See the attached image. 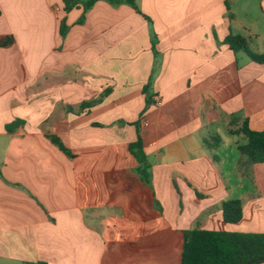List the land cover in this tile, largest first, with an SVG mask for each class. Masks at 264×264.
<instances>
[{"label": "crops", "instance_id": "0c3cea01", "mask_svg": "<svg viewBox=\"0 0 264 264\" xmlns=\"http://www.w3.org/2000/svg\"><path fill=\"white\" fill-rule=\"evenodd\" d=\"M135 1L0 0V264H181L186 230L264 233V163L239 149L264 64L226 42L264 54V0Z\"/></svg>", "mask_w": 264, "mask_h": 264}, {"label": "trees", "instance_id": "16d2710c", "mask_svg": "<svg viewBox=\"0 0 264 264\" xmlns=\"http://www.w3.org/2000/svg\"><path fill=\"white\" fill-rule=\"evenodd\" d=\"M99 0H64L65 10L71 11L82 7L88 12ZM117 5L127 2L137 11L141 12L135 0H107ZM231 0H226L228 9ZM1 16V11H0ZM63 32H65L63 30ZM13 37L1 41L2 46L12 44ZM226 42L236 52L246 53L253 61L264 64V54L254 52L247 39L240 35H229ZM145 93L150 92V86L144 88ZM99 103V100L83 103L81 110L91 108ZM81 111V112H82ZM15 124L7 126L13 131ZM242 133L249 142L239 147L243 156H248L253 163H264V131L258 132L250 128L248 120L245 121ZM51 140L69 157H74L72 151L67 148L57 136H50ZM130 151L136 156L140 163L139 175L142 182L151 186L152 164L149 162L143 148L142 137L130 144ZM199 196L201 194L198 193ZM223 218L226 223L234 224L243 219L244 210L241 200H229L223 203ZM264 263V233L215 231L207 229H190L184 231V247L181 264H262Z\"/></svg>", "mask_w": 264, "mask_h": 264}, {"label": "built area", "instance_id": "2783aa9c", "mask_svg": "<svg viewBox=\"0 0 264 264\" xmlns=\"http://www.w3.org/2000/svg\"><path fill=\"white\" fill-rule=\"evenodd\" d=\"M162 103H163L162 100H158L157 102L158 105H162Z\"/></svg>", "mask_w": 264, "mask_h": 264}]
</instances>
